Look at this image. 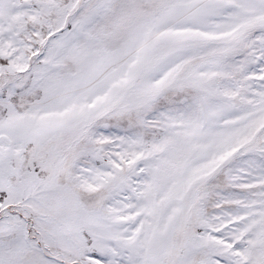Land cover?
<instances>
[{
    "label": "snow or ice",
    "instance_id": "1",
    "mask_svg": "<svg viewBox=\"0 0 264 264\" xmlns=\"http://www.w3.org/2000/svg\"><path fill=\"white\" fill-rule=\"evenodd\" d=\"M0 264H264V0H0Z\"/></svg>",
    "mask_w": 264,
    "mask_h": 264
}]
</instances>
